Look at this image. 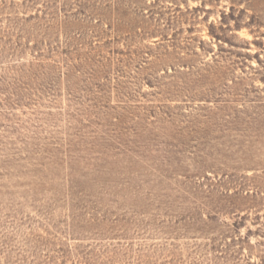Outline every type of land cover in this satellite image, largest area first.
Here are the masks:
<instances>
[{"label": "rangeland", "instance_id": "rangeland-1", "mask_svg": "<svg viewBox=\"0 0 264 264\" xmlns=\"http://www.w3.org/2000/svg\"><path fill=\"white\" fill-rule=\"evenodd\" d=\"M0 264H264V0H0Z\"/></svg>", "mask_w": 264, "mask_h": 264}]
</instances>
